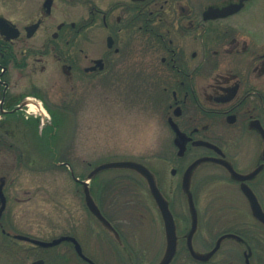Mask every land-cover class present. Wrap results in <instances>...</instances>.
Instances as JSON below:
<instances>
[{
  "label": "flooded vegetation",
  "instance_id": "obj_1",
  "mask_svg": "<svg viewBox=\"0 0 264 264\" xmlns=\"http://www.w3.org/2000/svg\"><path fill=\"white\" fill-rule=\"evenodd\" d=\"M62 88L68 105L78 95L85 102L93 92L100 97L116 90V116L143 109L148 124L158 122V145L166 148L150 155L160 166L145 165L176 227L169 264H234L232 253L239 264H264V225L253 216L245 193L264 213V0H0V167L8 154L24 161L19 132L41 123L52 126L30 107L41 106L47 115L50 95ZM51 156L68 161L64 153ZM202 159L208 162L197 167L190 185L197 226L188 236L192 221L181 181L188 166ZM227 168L243 179H233ZM7 177L0 170L1 252L27 253L42 264H103L100 247L124 258V264H159L163 258L167 240L161 216L136 174L116 175L115 193L110 187L98 197L91 192L116 239L91 217L71 174L80 189L82 217L69 218L60 232L45 238L17 228L11 234L7 210L23 200L11 196ZM207 189L224 194L221 201L231 210L241 206L244 214L201 238L196 202ZM115 198L116 224L103 210V203L109 208ZM145 220L161 233L143 244L135 229ZM85 229L103 239L84 238ZM225 234L239 239L218 242ZM16 235L63 239L51 247L24 241V247ZM190 248L212 254L196 259Z\"/></svg>",
  "mask_w": 264,
  "mask_h": 264
},
{
  "label": "rangeland",
  "instance_id": "obj_2",
  "mask_svg": "<svg viewBox=\"0 0 264 264\" xmlns=\"http://www.w3.org/2000/svg\"><path fill=\"white\" fill-rule=\"evenodd\" d=\"M63 90H55V94L48 99L50 112L42 122H51L52 127L45 129L39 123L40 125H31L19 132L24 161L17 162L9 154L1 161L0 170L8 176L6 180L9 182L11 196H18L23 200L20 203L13 201L7 210L10 222L8 230L11 234H17L14 231L17 228L19 231L37 235L36 239L45 238L52 230L60 232L65 224L71 222L69 218L82 217L79 186L72 181L66 167L56 165L62 162L59 158L53 160L52 153L67 154L66 163L79 179H84L94 165L119 158L140 159L148 166H160L150 155L161 154L166 146L158 145L157 138L161 137L160 126L155 119L148 124L142 115L143 109H132L130 113L123 112L116 116V90H110L100 97H96L93 92L85 102L78 95L68 105L69 98L65 97ZM116 175L133 177L130 172L116 170L98 174L90 182L97 197L104 186L110 187L108 191L116 192V189L111 188H116ZM127 181L123 184H128ZM18 190H24L23 195ZM223 195L209 189L199 192L196 210L201 238L210 232L227 229L232 221L242 218L244 213L241 206L231 210L221 201L219 196ZM114 200L109 208L103 203V210L116 224V198ZM181 200L184 201L183 197H179V201ZM142 202H147V199H142ZM87 222L89 229L94 226L90 219ZM89 229L88 232L86 229L82 231L84 238L103 239V235L99 233L98 236L91 235L94 233ZM135 230L143 244L146 239L161 233L160 226L148 223L147 220ZM227 244L234 251L236 247L230 241ZM20 245L27 247L24 242H20ZM100 245L104 246L103 241ZM1 251L3 250L0 249V264H29L34 260L32 255L12 256ZM231 255L233 263L239 264V256L234 253ZM98 256L103 264H124L123 261H126L124 258L119 259L118 255L115 259L108 247H100Z\"/></svg>",
  "mask_w": 264,
  "mask_h": 264
},
{
  "label": "water",
  "instance_id": "obj_3",
  "mask_svg": "<svg viewBox=\"0 0 264 264\" xmlns=\"http://www.w3.org/2000/svg\"><path fill=\"white\" fill-rule=\"evenodd\" d=\"M208 162L207 159L197 160L191 163L186 171L183 174L182 181H181V187L182 192L186 196V202L188 206V210L191 216V227L188 232V236H191L194 234L197 226V215L195 211V207L193 204L192 195L190 192V185L192 176L197 169V167L203 163ZM71 172V176L80 183L82 187V193L84 196V203L86 208L88 209L90 215L109 233L111 234L115 239L117 237L116 231L113 229V227L110 225V223L102 216V214L99 211V208L92 196L91 189H90V181L98 174L105 172V171H115V170H122V171H129L137 176H139L141 179L144 180L145 185L148 189V192L150 193V196L153 199V202L155 203L159 214L161 216V220L163 223L164 233L167 240V247L165 254L159 264H169L170 260L172 259L174 252L176 250V227L174 220L172 218V215L168 208V202L164 198L163 194L158 188L157 181L155 178L154 173L144 164L134 161V160H127V159H121V160H115V161H108V162H102L94 165L92 169L87 173V175L84 177L83 180H78L76 177H74V174L72 172V169L68 164H65ZM231 177L235 180H242L243 177L235 173L231 168H227ZM2 189V183L0 184V194ZM248 197L250 198L251 203V212L253 216L264 225V213L261 210L260 206L254 199V196L252 197L251 194H248V192H245ZM17 240H23L31 242L34 245L40 246V247H51L55 245L57 242H59L62 239H57L51 242H43L38 240L29 239L24 236H14ZM224 239H239L234 234H225L223 235L218 242L224 240ZM190 251L192 252V255L196 259L205 260L207 259L212 253L207 254H201L198 252H194L192 248H190ZM31 264H42L41 260H37L32 262Z\"/></svg>",
  "mask_w": 264,
  "mask_h": 264
},
{
  "label": "trees",
  "instance_id": "obj_4",
  "mask_svg": "<svg viewBox=\"0 0 264 264\" xmlns=\"http://www.w3.org/2000/svg\"><path fill=\"white\" fill-rule=\"evenodd\" d=\"M104 187H105V186H104ZM104 187H103V188H104ZM103 188H102V189H100V190L102 191V190H103ZM28 255H29V254L25 253V256H28Z\"/></svg>",
  "mask_w": 264,
  "mask_h": 264
}]
</instances>
